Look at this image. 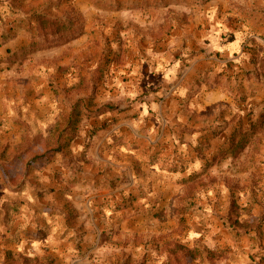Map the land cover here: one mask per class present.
Returning a JSON list of instances; mask_svg holds the SVG:
<instances>
[{
	"label": "rangeland",
	"instance_id": "rangeland-1",
	"mask_svg": "<svg viewBox=\"0 0 264 264\" xmlns=\"http://www.w3.org/2000/svg\"><path fill=\"white\" fill-rule=\"evenodd\" d=\"M40 11L73 18L75 35L30 52L32 40L39 37L33 14ZM231 42L237 43L236 51H222ZM243 48L250 54L246 62L257 63L264 54V0H0V156L8 147L5 141L19 127L25 131L23 144L37 152L28 164L48 155L65 157L61 150L45 155L56 142L49 136L51 130L45 134L39 125L47 129L54 120L53 127L62 120L64 127L63 118L78 101L82 110L78 123L82 117L100 115L94 112L103 105L111 106L110 111L126 106L130 97L118 90L137 77L132 72L135 65H164L195 56L210 60L213 55L220 64L235 63ZM208 74L210 69L203 77ZM262 104L258 115L252 112L242 119L237 114L230 119L233 129L249 127L251 121L259 126L242 152L225 151L231 129L217 149L200 148L206 161L195 178L180 183V191L171 187L166 196L151 195L146 189L131 193L128 200L134 204L152 198L151 210L146 218L128 221L125 228L106 226L101 234L102 239L107 236L101 242L105 244L101 264H113L114 255L116 264H151L150 253L167 255L163 247L170 240L198 246L205 255L223 249L215 264H259L264 255V124L258 122ZM223 112L217 108V120ZM4 165L1 161L0 168ZM116 179L126 181L124 175ZM232 201L239 205V219L259 220L261 231L234 227L229 219ZM163 202L167 209L160 208ZM5 219L1 210V222ZM196 264L213 263L205 257Z\"/></svg>",
	"mask_w": 264,
	"mask_h": 264
},
{
	"label": "crops",
	"instance_id": "crops-1",
	"mask_svg": "<svg viewBox=\"0 0 264 264\" xmlns=\"http://www.w3.org/2000/svg\"><path fill=\"white\" fill-rule=\"evenodd\" d=\"M236 44L231 42L222 51H236ZM248 55L243 48L235 63L220 64L213 55L212 60L195 56L164 65H135L132 72L137 77L134 74L129 85L118 90L129 95L130 103L96 117H82L76 136L65 140V157L48 155L28 164L37 152L27 149L22 140L25 131L16 128L0 156V162L6 163L0 168V184H4L0 211L7 216L4 223L0 220V264H11V255L20 253L48 255L59 264L92 260L101 264L105 244L100 238L106 226L125 228L128 221L146 218L151 210L152 198L134 204L128 200L131 193L146 189L151 195L166 196L171 187L180 191L182 180L206 161L200 148L217 149L226 141L233 130L232 117L260 114L264 67L260 61L246 62ZM207 69L210 74L203 77ZM217 108L225 111L219 120ZM54 122L47 129L40 124L39 131L48 134ZM94 127L97 130L90 133ZM67 158L72 162L68 164ZM122 175L125 182L115 180ZM115 205L120 206L115 209ZM150 258L151 264H168L167 255L158 251Z\"/></svg>",
	"mask_w": 264,
	"mask_h": 264
},
{
	"label": "trees",
	"instance_id": "trees-1",
	"mask_svg": "<svg viewBox=\"0 0 264 264\" xmlns=\"http://www.w3.org/2000/svg\"><path fill=\"white\" fill-rule=\"evenodd\" d=\"M33 19L36 24V29L38 30V39H33L31 42V46L29 48L30 52L34 50L47 48L49 46H54L59 44L60 42L67 41L70 37L74 36L76 33L75 21L71 17H58L55 15H51L47 12L40 11L35 12L33 14ZM255 43H259L257 39H254ZM259 61L261 62V66L264 67V54L260 55ZM218 81V78H216ZM241 100L244 98H240ZM264 103V100H263ZM80 102H76L73 106L71 112L65 116L63 119L65 121L63 127V121H59L55 124V126L51 129L49 136L53 139L56 144L53 150H49L45 153L53 154L58 151H63L67 142L64 141L65 137L68 136V139H73L76 136L77 124L79 121V117L82 114V110L79 109ZM113 108L109 105L101 106L98 111L94 112V115L102 114L107 111L112 110ZM87 114H93L86 110ZM258 122L264 124V111L261 113ZM258 125L256 122H250L249 127H235L233 131L228 136V148L225 151H230L233 155H237L242 152L247 146L250 138L257 132ZM71 130V131H70ZM216 158V157H215ZM197 173L191 174L188 178L183 179L182 182H186L187 180L193 179L197 176ZM239 205L236 201L231 202V206L229 209V219L235 228L243 229L244 231H249L251 229H256L261 231V224L259 220L254 219L251 221H241L239 219ZM250 214V209H247ZM233 213H235V218H233ZM107 236H103V239L100 238V242H103ZM172 244V246H171ZM174 244V245H173ZM167 254L168 264H187V258L199 259L208 258L211 260L213 264H215V258H220L224 255L223 249H211L208 251V254L205 255L203 250H201L198 246L189 247L185 243L177 242L170 240L167 242L164 247ZM11 264H59L56 260L48 255L44 256H30L20 253L19 255L12 256L11 255ZM259 264H264V255L261 257Z\"/></svg>",
	"mask_w": 264,
	"mask_h": 264
}]
</instances>
